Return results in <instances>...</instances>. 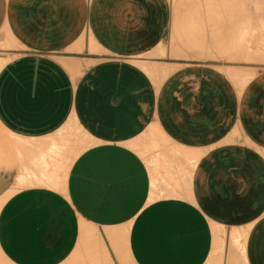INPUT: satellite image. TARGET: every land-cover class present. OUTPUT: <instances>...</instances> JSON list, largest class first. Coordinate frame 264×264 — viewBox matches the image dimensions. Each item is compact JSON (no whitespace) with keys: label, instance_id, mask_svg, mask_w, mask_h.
Masks as SVG:
<instances>
[{"label":"crops","instance_id":"obj_1","mask_svg":"<svg viewBox=\"0 0 264 264\" xmlns=\"http://www.w3.org/2000/svg\"><path fill=\"white\" fill-rule=\"evenodd\" d=\"M254 13L0 0V264H264V56L229 53Z\"/></svg>","mask_w":264,"mask_h":264},{"label":"rangeland","instance_id":"obj_2","mask_svg":"<svg viewBox=\"0 0 264 264\" xmlns=\"http://www.w3.org/2000/svg\"><path fill=\"white\" fill-rule=\"evenodd\" d=\"M251 4L254 7V29H253V33L248 35V37H246L245 39H241L237 42L235 47H232V52L229 53H234L232 57H230V59H241L243 57H245V55L247 53H249V58L251 56H253L254 59L259 60L263 58L264 56V22L261 21V12L258 11H262L261 7L258 6V2L257 0H250ZM222 2H224V0H222ZM197 19V18H196ZM179 25V24H178ZM191 25H195L194 23H192ZM211 24L207 23V26H210ZM180 26V25H179ZM205 28L204 31L201 30V32H205L206 33V42L208 45H206L203 48L200 47H191L194 48L195 50H200L201 52H210L212 48H218V50L220 49L219 46L214 44L213 41V34H214V30L215 29L212 25L211 30L207 31V27L206 26H202ZM195 33V32H194ZM204 36V35H202ZM201 36V37H202ZM197 39L199 41H201V38L197 37ZM250 40H253L254 45H249ZM2 48V49H1ZM7 48L6 46L2 47L0 46V68L9 60H11L12 58L16 57L21 51V49L17 48V47H13L11 46L10 49H5ZM12 48V49H11ZM230 49V48H229ZM252 50L254 51L252 53ZM197 53V51H195ZM212 52V51H211ZM236 83L239 87L245 85V81L248 80L247 75L244 77H238L235 79ZM247 83V82H246Z\"/></svg>","mask_w":264,"mask_h":264},{"label":"bare ground","instance_id":"obj_3","mask_svg":"<svg viewBox=\"0 0 264 264\" xmlns=\"http://www.w3.org/2000/svg\"><path fill=\"white\" fill-rule=\"evenodd\" d=\"M258 6L261 7V9L264 11V0H257ZM261 12V21L264 22V12Z\"/></svg>","mask_w":264,"mask_h":264}]
</instances>
